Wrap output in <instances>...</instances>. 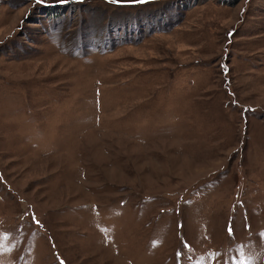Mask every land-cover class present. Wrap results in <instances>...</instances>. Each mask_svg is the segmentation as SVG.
<instances>
[{"label":"rangeland","instance_id":"374dc122","mask_svg":"<svg viewBox=\"0 0 264 264\" xmlns=\"http://www.w3.org/2000/svg\"><path fill=\"white\" fill-rule=\"evenodd\" d=\"M241 260L264 264V0H0V264Z\"/></svg>","mask_w":264,"mask_h":264},{"label":"snow or ice","instance_id":"6c2138e0","mask_svg":"<svg viewBox=\"0 0 264 264\" xmlns=\"http://www.w3.org/2000/svg\"><path fill=\"white\" fill-rule=\"evenodd\" d=\"M58 2L63 3L64 0H58ZM131 2H145V0H131ZM239 264H251V261L250 260H241V261H239Z\"/></svg>","mask_w":264,"mask_h":264},{"label":"water","instance_id":"95a60500","mask_svg":"<svg viewBox=\"0 0 264 264\" xmlns=\"http://www.w3.org/2000/svg\"><path fill=\"white\" fill-rule=\"evenodd\" d=\"M146 1V0H145Z\"/></svg>","mask_w":264,"mask_h":264}]
</instances>
